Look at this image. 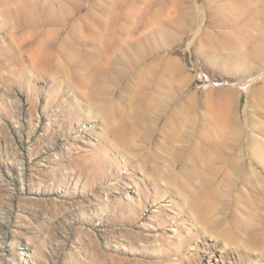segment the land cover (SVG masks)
Masks as SVG:
<instances>
[{"label":"rangeland","instance_id":"obj_1","mask_svg":"<svg viewBox=\"0 0 264 264\" xmlns=\"http://www.w3.org/2000/svg\"><path fill=\"white\" fill-rule=\"evenodd\" d=\"M0 262L264 264V0H0Z\"/></svg>","mask_w":264,"mask_h":264},{"label":"bare ground","instance_id":"obj_2","mask_svg":"<svg viewBox=\"0 0 264 264\" xmlns=\"http://www.w3.org/2000/svg\"><path fill=\"white\" fill-rule=\"evenodd\" d=\"M195 207H196V206H195ZM195 207H194V208H195ZM0 264H4V262H0Z\"/></svg>","mask_w":264,"mask_h":264},{"label":"built area","instance_id":"obj_3","mask_svg":"<svg viewBox=\"0 0 264 264\" xmlns=\"http://www.w3.org/2000/svg\"><path fill=\"white\" fill-rule=\"evenodd\" d=\"M206 77H208L206 74H204Z\"/></svg>","mask_w":264,"mask_h":264}]
</instances>
